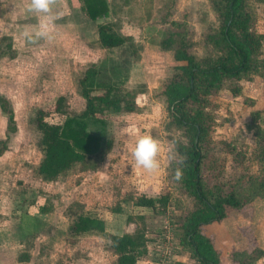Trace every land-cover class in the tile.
Returning a JSON list of instances; mask_svg holds the SVG:
<instances>
[{
	"label": "rangeland",
	"instance_id": "rangeland-1",
	"mask_svg": "<svg viewBox=\"0 0 264 264\" xmlns=\"http://www.w3.org/2000/svg\"><path fill=\"white\" fill-rule=\"evenodd\" d=\"M75 1L77 8L72 0H53L58 16L51 38L27 42L23 33L38 27L40 15L27 11L28 0H0V41L9 38L15 53L13 57L0 55V99L9 100L15 120L9 127L0 110V141L5 142L0 154V264H115L108 234L136 229L146 239L145 253L136 264H195L191 253L181 248L173 223L175 217L191 210L193 201L171 174L177 160L176 141L185 138L169 126L163 96L165 83L181 62L160 44L168 36L183 33L196 57L216 54L208 41L218 22L213 1L105 0L108 15L97 19L89 18L80 0ZM248 7L254 29L263 35L257 71L226 79L210 96L208 143L213 154L204 176L212 183L215 178L231 182L233 176L260 170L251 160L258 142L251 123L252 113L258 111L256 121L264 132V3L250 0ZM100 22L111 23L128 37L127 42L104 50L97 42ZM91 63L97 65L94 87L129 88L135 92L138 109L87 118L85 129L100 138L102 147L110 144L104 159L93 168L45 181L36 170L41 153L32 115L41 108L46 120L62 122L65 115L54 109L59 96H65L74 113L81 112L84 99L77 77ZM235 84L239 86L236 94L231 90ZM143 135L160 144V167L154 173L138 166L131 156L137 138ZM229 152H241L244 157L235 161ZM164 193L170 196L165 212L133 203L140 195ZM76 204L84 214L102 218L105 232L69 233L68 208ZM42 207L47 210L41 211ZM224 219L225 224L203 226L219 252L220 264H236L231 256L234 251L261 248L254 232L257 223L264 222V198L241 209L227 208ZM253 264H264V254Z\"/></svg>",
	"mask_w": 264,
	"mask_h": 264
},
{
	"label": "trees",
	"instance_id": "trees-1",
	"mask_svg": "<svg viewBox=\"0 0 264 264\" xmlns=\"http://www.w3.org/2000/svg\"><path fill=\"white\" fill-rule=\"evenodd\" d=\"M212 1L218 22L208 41L216 54L196 57L189 51V43L183 33L176 37L168 36L160 44L163 49L172 51L176 62H181L177 66L178 71L165 83L163 96L169 126L180 130L185 138L176 141L177 160L172 164L171 174L177 187L193 201L191 210L175 217L173 223L177 224L181 248L191 253L195 264H220L219 252L211 238L203 232L204 225L224 219L227 208L241 209L257 198H264V132L256 121L258 111L252 113L251 128L258 142L251 160L260 166L259 172L233 176L231 182L215 178L212 183L204 176V169L213 154L209 152L208 143L212 120L207 111L210 96L221 88L226 79L257 71L256 61L263 40V35L254 29L253 15L248 9L250 0ZM253 1L264 3V0ZM80 2L82 11L91 19L108 15L105 0ZM96 30L97 42L102 48L118 47L128 40L109 22L98 23ZM14 54L10 39L1 38L0 55L13 57ZM96 67L95 63H91L77 77L78 91L84 99L81 112L74 113L68 108L65 96H59L54 109L65 115L62 122H49L45 119L46 111L41 108H37L32 115L31 122L38 133L36 145L41 153L36 170L45 181L56 180L68 171L93 168L104 159L110 144L107 142L102 147L100 138L85 129L87 118L138 109L133 90L119 85L94 87ZM231 90L236 94L239 86L232 85ZM0 110L6 116L7 125L14 126V113L7 98L0 99ZM4 149L5 142L2 140L0 154ZM229 153L235 161L244 157L241 152ZM177 169L182 173L178 180L175 178ZM169 202L167 193L156 197L140 195L133 200L135 206L148 207L157 212H165ZM79 205L68 208V232L73 235L88 231L105 232L104 220L84 214ZM40 210L46 211L47 207ZM107 238L109 249L115 255V264H136L145 253L146 239L141 229L132 233H110ZM263 254V249L256 248L251 252L234 251L231 256L236 264H253V260Z\"/></svg>",
	"mask_w": 264,
	"mask_h": 264
},
{
	"label": "clouds",
	"instance_id": "clouds-1",
	"mask_svg": "<svg viewBox=\"0 0 264 264\" xmlns=\"http://www.w3.org/2000/svg\"><path fill=\"white\" fill-rule=\"evenodd\" d=\"M27 11L40 15L41 21L38 27L31 31L23 33L27 42H36L51 38L52 25L57 19L58 13L53 11V0H28ZM160 152L159 142L150 135H143L137 138L131 149V156L135 163L148 171L154 173L160 167L158 154ZM179 169L175 172V178L178 180L181 176Z\"/></svg>",
	"mask_w": 264,
	"mask_h": 264
},
{
	"label": "crops",
	"instance_id": "crops-1",
	"mask_svg": "<svg viewBox=\"0 0 264 264\" xmlns=\"http://www.w3.org/2000/svg\"><path fill=\"white\" fill-rule=\"evenodd\" d=\"M66 1V0H65ZM80 2V1H79ZM78 3V2H77ZM76 3V1H75V3H73V0H72V6H73V4L75 5V7L77 8L78 7V4ZM80 8H81V4H80ZM82 10V9H81ZM96 34H97V30H96ZM97 39H98V35H97ZM123 45V44H122ZM122 45H120V46H122ZM120 46H118V47H120ZM118 47H112V48H104V50H112V49H116V48H118ZM221 223V224H225L226 223V221H225V219H222V220H220V221H214V222H211V223H209V224H206V225H204V228L205 227H207V226H212V225H215V224H217V223ZM254 234L256 235V237H257V241H258V244L260 245V247L262 248V249H264V222L263 223H257V225H256V228H255V232H254ZM232 236V235H231ZM210 237V236H209ZM229 239H230V241L231 240H234V238H232V237H229ZM220 263H221V261H220Z\"/></svg>",
	"mask_w": 264,
	"mask_h": 264
}]
</instances>
